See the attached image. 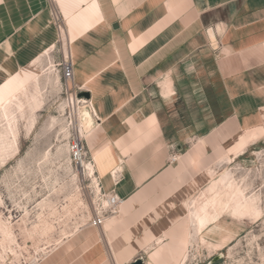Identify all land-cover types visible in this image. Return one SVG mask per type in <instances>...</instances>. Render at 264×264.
<instances>
[{
  "label": "crops",
  "instance_id": "1",
  "mask_svg": "<svg viewBox=\"0 0 264 264\" xmlns=\"http://www.w3.org/2000/svg\"><path fill=\"white\" fill-rule=\"evenodd\" d=\"M54 5L90 95L98 185L124 204L34 264H187L198 185L264 139V0H0V86L57 47ZM184 108L197 130L177 142L165 114Z\"/></svg>",
  "mask_w": 264,
  "mask_h": 264
},
{
  "label": "rangeland",
  "instance_id": "2",
  "mask_svg": "<svg viewBox=\"0 0 264 264\" xmlns=\"http://www.w3.org/2000/svg\"><path fill=\"white\" fill-rule=\"evenodd\" d=\"M61 42L67 53L63 32L56 48L0 86V264H34L66 234L91 225L100 203L90 174H82L69 153L75 122L59 67ZM207 68L214 73L210 62ZM178 99L190 104L194 98ZM183 111L185 121L172 111L165 114L177 142L196 129L181 128L192 119ZM221 165L198 185L205 190L217 180L209 200L194 205L195 245L188 247L187 264H264V139ZM255 199L257 216L251 209ZM224 215L238 222L227 219L206 235Z\"/></svg>",
  "mask_w": 264,
  "mask_h": 264
},
{
  "label": "built area",
  "instance_id": "3",
  "mask_svg": "<svg viewBox=\"0 0 264 264\" xmlns=\"http://www.w3.org/2000/svg\"><path fill=\"white\" fill-rule=\"evenodd\" d=\"M52 24L58 35V43L60 42L61 35L66 32L65 21L60 13V10L54 5L51 11ZM61 62L59 67L61 68V75L64 81V89L67 95V107L75 122L73 134L69 142V153L71 155L72 162L77 169L84 174L86 170V164L91 165L94 169L96 164L92 158L87 140L82 137L80 130L77 128L76 116L81 107H84L91 111L89 99L84 97L85 91L82 87L78 86L75 81V68L71 55H66L64 44L61 42ZM96 173V171H95ZM115 178V176H114ZM114 183L117 184V180L114 179ZM100 203L96 208L95 217L93 218L91 225L93 227H102L109 220L115 218L121 207L124 204V200L120 199L114 192L106 193L101 188V195L99 199Z\"/></svg>",
  "mask_w": 264,
  "mask_h": 264
},
{
  "label": "bare ground",
  "instance_id": "4",
  "mask_svg": "<svg viewBox=\"0 0 264 264\" xmlns=\"http://www.w3.org/2000/svg\"><path fill=\"white\" fill-rule=\"evenodd\" d=\"M66 55H69V53L67 52ZM77 122H78V127H77V128L80 130V133H81L82 137L86 139L87 135H88V134L93 130V128H94V119H93V115H92L91 111L88 110V109H86V108H84V107H81V108L79 109V111H78ZM243 155H244V151L240 152L238 155H236V156H234V157H231V158L227 159V160H226V163H227V164L234 163V162L237 161L239 158H241ZM223 163H224V162H223ZM221 166H222V165H221ZM86 172H87L88 174H90V176H91V179H92V182H93V184H94V188H95L96 193L99 194V195H101V186H100V183H99V185H98V182H97L98 177H96V174H95L94 168H93L91 165L86 164V170H85L84 175H86ZM94 175H95L96 179H95ZM216 182H217V180H214V181L209 185V187H208L205 191H203L202 194L199 195L197 199H195V200L193 201V203H192V205H193V206H192L193 209L191 210L192 217H193V215H194V205H195L198 201H200V200H202V199H203V200H206V201L209 200V196H210L212 193H214V191H215ZM251 209H252V212H253V214H254L255 216L259 215V213H260V208H259V206H258V201H257L256 199H255V200H252ZM193 222H194V227H195L196 222H195L194 218H193ZM191 223H192V222H191ZM1 225H2V224L0 223V226H1ZM91 226H92V225H91ZM92 227H93V226H92ZM95 228H98V227H95ZM72 233H74V232H72ZM72 233H71V234H72ZM71 234H70V235H71ZM68 236H69V235L66 234L65 237H68ZM60 242H61V241H60ZM60 242H59V243H60ZM59 243H57V244H59ZM187 256H188V255H187ZM185 259H186V258H185Z\"/></svg>",
  "mask_w": 264,
  "mask_h": 264
},
{
  "label": "water",
  "instance_id": "5",
  "mask_svg": "<svg viewBox=\"0 0 264 264\" xmlns=\"http://www.w3.org/2000/svg\"><path fill=\"white\" fill-rule=\"evenodd\" d=\"M83 96L86 97V98H88V99L90 98V95L87 94V93H84ZM133 264H143V262H142L141 260H137V261L134 262Z\"/></svg>",
  "mask_w": 264,
  "mask_h": 264
}]
</instances>
